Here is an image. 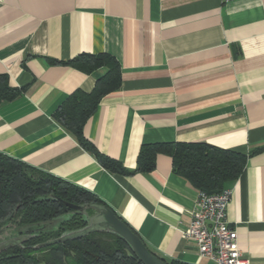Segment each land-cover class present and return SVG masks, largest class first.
I'll return each mask as SVG.
<instances>
[{"label": "crops", "instance_id": "1", "mask_svg": "<svg viewBox=\"0 0 264 264\" xmlns=\"http://www.w3.org/2000/svg\"><path fill=\"white\" fill-rule=\"evenodd\" d=\"M81 54L119 64L120 87L82 132L128 174L103 168L53 117L106 72L56 63ZM0 75L21 90L0 103V153L91 192L166 262L212 264L182 237L199 191L163 152L137 171L140 150L204 143L244 155L223 188L226 218L246 264H264V0H0Z\"/></svg>", "mask_w": 264, "mask_h": 264}, {"label": "trees", "instance_id": "2", "mask_svg": "<svg viewBox=\"0 0 264 264\" xmlns=\"http://www.w3.org/2000/svg\"><path fill=\"white\" fill-rule=\"evenodd\" d=\"M56 63L84 73L106 68L91 92L75 90L55 110L53 117L103 168L116 174H128L118 162L99 154L82 132L101 98L120 87L118 62L107 54H81L68 62ZM20 94L21 90L9 87L6 77L0 75V103ZM160 152L171 157L177 174L196 190L206 193L223 190L226 183L240 175L246 160L242 154L204 143L153 145L140 150L136 170H152L155 155ZM59 200L85 209L82 212L71 210ZM100 206L105 205L91 192L0 153V233L11 224L18 236L17 244L0 251V264H141L129 245L110 231H93L57 241L86 228L93 210ZM53 222L56 228L50 226ZM162 260L166 264H185Z\"/></svg>", "mask_w": 264, "mask_h": 264}, {"label": "built area", "instance_id": "3", "mask_svg": "<svg viewBox=\"0 0 264 264\" xmlns=\"http://www.w3.org/2000/svg\"><path fill=\"white\" fill-rule=\"evenodd\" d=\"M229 3L237 0H218ZM231 192L199 191L191 210L190 223L183 240L192 244L200 258L212 264H246L239 250L238 236L226 218Z\"/></svg>", "mask_w": 264, "mask_h": 264}, {"label": "water", "instance_id": "4", "mask_svg": "<svg viewBox=\"0 0 264 264\" xmlns=\"http://www.w3.org/2000/svg\"><path fill=\"white\" fill-rule=\"evenodd\" d=\"M59 202L66 208L74 211L82 212L85 209L84 206L70 204L62 200H59ZM96 210L97 213L94 215L91 223L86 228L81 231L63 236L57 241L81 237L82 235L93 231H110L117 234L129 245L132 253L136 256L141 264H166L161 258L150 252L141 238L133 230H131V228H129V226L124 223L110 208L106 206H100L97 207ZM14 243L17 244L18 241L11 240L0 244V251L5 249L6 247L11 246ZM47 244H49V242L43 245Z\"/></svg>", "mask_w": 264, "mask_h": 264}, {"label": "rangeland", "instance_id": "5", "mask_svg": "<svg viewBox=\"0 0 264 264\" xmlns=\"http://www.w3.org/2000/svg\"><path fill=\"white\" fill-rule=\"evenodd\" d=\"M94 214L89 218L88 222L89 224L91 223L94 215H95V210ZM55 222H53L52 225H50L52 228H56L55 226ZM55 226V227H54ZM18 238L16 231L14 230V226L11 224H8L7 226H5L1 233H0V244H3L5 242L11 241V240H16Z\"/></svg>", "mask_w": 264, "mask_h": 264}]
</instances>
